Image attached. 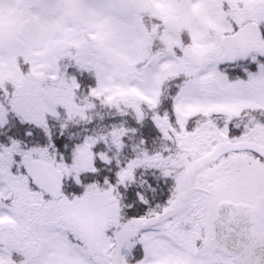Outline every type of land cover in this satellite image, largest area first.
<instances>
[{
    "label": "snow or ice",
    "instance_id": "snow-or-ice-1",
    "mask_svg": "<svg viewBox=\"0 0 264 264\" xmlns=\"http://www.w3.org/2000/svg\"><path fill=\"white\" fill-rule=\"evenodd\" d=\"M0 264H264V0H0Z\"/></svg>",
    "mask_w": 264,
    "mask_h": 264
}]
</instances>
